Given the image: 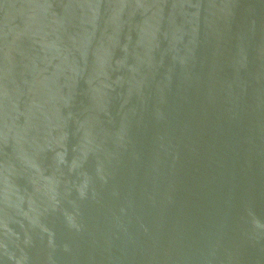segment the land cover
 Returning a JSON list of instances; mask_svg holds the SVG:
<instances>
[{"label":"water","instance_id":"1","mask_svg":"<svg viewBox=\"0 0 264 264\" xmlns=\"http://www.w3.org/2000/svg\"><path fill=\"white\" fill-rule=\"evenodd\" d=\"M0 264H264V0H0Z\"/></svg>","mask_w":264,"mask_h":264}]
</instances>
